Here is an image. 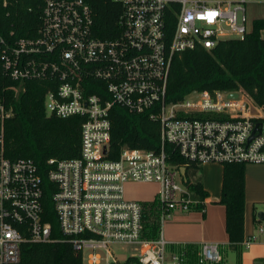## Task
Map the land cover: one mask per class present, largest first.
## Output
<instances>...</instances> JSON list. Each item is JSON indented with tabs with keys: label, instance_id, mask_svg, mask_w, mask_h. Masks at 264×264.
I'll use <instances>...</instances> for the list:
<instances>
[{
	"label": "built area",
	"instance_id": "obj_1",
	"mask_svg": "<svg viewBox=\"0 0 264 264\" xmlns=\"http://www.w3.org/2000/svg\"><path fill=\"white\" fill-rule=\"evenodd\" d=\"M23 1L0 0V8L10 15ZM115 1L123 13L120 35L111 40L94 36L84 0H44L40 22L28 37L0 27L4 73L20 85L46 82L48 115L83 118L80 156L49 161L62 233L53 237L52 225L43 220L39 167L5 155L3 123L10 114L0 104V264H19L25 243L58 242H69L89 264H125L111 250L123 245L137 248L131 258L140 264H225L218 243L173 246L162 228L156 238L148 237V211L143 202L126 198L125 185H160L155 201L163 227L175 212H191L199 204L180 169L169 163L166 147L199 165L264 164V106L247 93L205 91L176 103L166 99L175 56L213 49L227 35L243 39L249 34L247 5L264 0ZM115 106L149 112L161 125L160 150L124 147L117 160L108 159ZM259 234L264 236V222ZM256 241L251 236L242 245Z\"/></svg>",
	"mask_w": 264,
	"mask_h": 264
},
{
	"label": "trees",
	"instance_id": "obj_2",
	"mask_svg": "<svg viewBox=\"0 0 264 264\" xmlns=\"http://www.w3.org/2000/svg\"><path fill=\"white\" fill-rule=\"evenodd\" d=\"M90 7L94 36L103 40L120 35L119 20L122 5L115 0H84ZM44 0H25L11 8L7 15L0 8V27L15 31L16 37L33 35L31 30L40 22ZM264 20L253 22L252 32L243 39H225L210 50L197 48L177 54L172 63L166 99L182 101L193 92H245L259 106H264ZM48 84L28 81L20 85L4 73L0 55V104L10 116L5 118V155L11 161L31 159L43 178V220L52 225L53 237H62L54 207L57 185L49 179L53 166L50 160L78 158L82 143L83 118H59L48 115L45 95ZM112 140L108 159L117 160L124 147L159 151L161 125L150 119L149 112L132 114L115 106L111 111ZM169 163L186 169V186L199 201L196 211L205 209L209 194L204 189L200 173L203 165L186 162L172 147H166ZM247 163L224 164L220 204L226 208V230L231 248L236 253L235 264H242L245 241L246 168ZM148 214V213H147ZM151 216V215H150ZM148 215L146 220L148 223ZM158 213L150 226L153 237L159 234ZM154 229L157 231L155 232ZM149 236V233H147ZM194 250V248H193ZM19 264H84L83 255L69 242L25 243ZM125 264H140L130 258Z\"/></svg>",
	"mask_w": 264,
	"mask_h": 264
},
{
	"label": "crops",
	"instance_id": "obj_3",
	"mask_svg": "<svg viewBox=\"0 0 264 264\" xmlns=\"http://www.w3.org/2000/svg\"><path fill=\"white\" fill-rule=\"evenodd\" d=\"M263 19L264 18H260ZM205 164L200 173L204 189L209 194L203 211L175 212L171 219L162 227L164 239L173 246L189 244L199 246L203 242L218 243L223 248L225 264L227 251H235L229 243L226 230V208L220 204L222 195L223 166ZM160 189L157 183H150ZM157 191V192H158ZM126 196V193H125ZM127 197V196H126ZM157 197V195H156ZM127 199L132 200L127 197ZM137 199L140 202H152ZM258 212H264V164H248L246 168V211H245V238L257 237V241L249 247H243L242 264H264V236L259 234L260 221Z\"/></svg>",
	"mask_w": 264,
	"mask_h": 264
},
{
	"label": "rangeland",
	"instance_id": "obj_4",
	"mask_svg": "<svg viewBox=\"0 0 264 264\" xmlns=\"http://www.w3.org/2000/svg\"><path fill=\"white\" fill-rule=\"evenodd\" d=\"M264 18V3H250L247 5V28L248 33L252 32L253 29V22L257 19ZM264 37V32H263ZM227 39H234L233 35H227ZM213 166L220 167L221 164H214ZM177 182H180V178L177 177ZM158 187L156 185L150 184V183H128L125 185V193L126 196L132 200H147L150 201L154 198H156V195L158 194ZM126 197V198H127ZM147 211H148V223H147V229L149 236L153 237V234L150 230V226L153 225V220L156 219V201L152 202H145L144 203ZM151 215V216H150ZM158 226L162 228V225L160 222H158ZM154 231L156 232L157 229ZM112 252L115 254V256L119 259L120 263L127 262L131 257H133L135 254L138 253L137 248L134 246H112L111 247ZM103 255V258L105 257V253L101 252ZM227 261L228 263H234L236 261V255L232 251H227ZM84 264H89L87 258L84 259ZM104 264V263H103Z\"/></svg>",
	"mask_w": 264,
	"mask_h": 264
},
{
	"label": "water",
	"instance_id": "obj_5",
	"mask_svg": "<svg viewBox=\"0 0 264 264\" xmlns=\"http://www.w3.org/2000/svg\"><path fill=\"white\" fill-rule=\"evenodd\" d=\"M231 97H233V98H237V97H238V93H233V94H231ZM252 139H253V137H251L250 140H252ZM180 172H181V175H182V177L184 178V180H186V169H185V168H182V169L180 170ZM257 217H258V220H259L260 222H264V212H258Z\"/></svg>",
	"mask_w": 264,
	"mask_h": 264
}]
</instances>
